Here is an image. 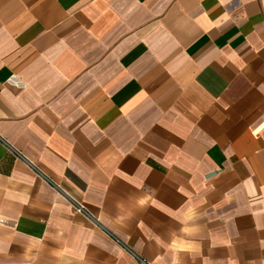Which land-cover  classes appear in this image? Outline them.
Masks as SVG:
<instances>
[{"label": "crops", "instance_id": "crops-1", "mask_svg": "<svg viewBox=\"0 0 264 264\" xmlns=\"http://www.w3.org/2000/svg\"><path fill=\"white\" fill-rule=\"evenodd\" d=\"M119 241L264 264V0H0V264Z\"/></svg>", "mask_w": 264, "mask_h": 264}, {"label": "built area", "instance_id": "built-area-1", "mask_svg": "<svg viewBox=\"0 0 264 264\" xmlns=\"http://www.w3.org/2000/svg\"><path fill=\"white\" fill-rule=\"evenodd\" d=\"M7 147L10 151H12L13 153H15L17 156H19V158H21L22 160L25 161V163L31 167L33 170H35L37 173H39L40 175L43 176V178L45 179V181H47L49 183V185H51L53 187V189H55L59 194H61L71 205V207L73 208V210L76 213H79L81 215H84L85 217H87L89 220H91L93 223L97 224L96 219H94V217L91 215V213L84 207V205L77 200L75 197H73L72 195H70L67 191H65L63 188H61V186L53 181H50L49 179H47L40 171L39 169L30 161H28L26 158L22 157V155H20L19 153H17L13 147L9 144H7ZM119 243L121 244L122 248L133 258V260L135 261L136 264H151L150 262H148L147 260H145L143 257H141L135 250H133L131 247H129L127 244L119 241Z\"/></svg>", "mask_w": 264, "mask_h": 264}]
</instances>
